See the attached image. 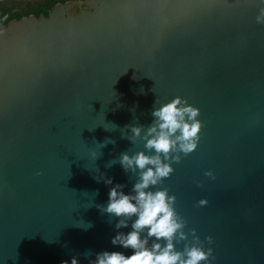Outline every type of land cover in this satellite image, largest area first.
<instances>
[{"label": "water", "instance_id": "95a60500", "mask_svg": "<svg viewBox=\"0 0 264 264\" xmlns=\"http://www.w3.org/2000/svg\"><path fill=\"white\" fill-rule=\"evenodd\" d=\"M261 9L86 0L0 26V264L132 255L111 240L135 216L117 228L123 217L103 208L115 185L135 195L139 170L125 171L121 154L155 155L145 148L152 113L176 98L198 111L196 147L161 154L172 171L147 189L174 198V250L210 252L200 264H264Z\"/></svg>", "mask_w": 264, "mask_h": 264}, {"label": "clouds", "instance_id": "9594fccd", "mask_svg": "<svg viewBox=\"0 0 264 264\" xmlns=\"http://www.w3.org/2000/svg\"><path fill=\"white\" fill-rule=\"evenodd\" d=\"M261 2L264 3V0ZM261 21H264V9L257 16V22ZM182 103L176 98L153 111L156 123L147 130L145 148L154 150L155 155L136 153L129 157L121 154L119 162L125 171L139 170V180L132 189L135 195H126L119 191L121 185H115L109 189L108 203L103 211L123 217L118 221L117 228L126 227V220L135 216L131 223L132 231L117 233L111 240L113 245L130 248L133 252L128 257L118 252H103L97 254L95 264H200L207 260L210 252L205 253L198 247H186L182 253L174 250L173 237L182 228L171 207L174 198L168 196L166 190L147 191L149 186L156 185L172 171L167 163H162L161 154L167 160L170 151L188 154L196 147L200 130V123L196 120L198 111L191 106L180 107ZM132 133L139 136L140 129L134 127ZM105 183L111 184L112 181L107 179ZM144 230L146 237L141 239ZM148 238H154L151 247L147 246ZM179 238L184 239L182 233ZM160 240L165 242L163 246L155 242ZM61 264H77V260L71 257L61 261Z\"/></svg>", "mask_w": 264, "mask_h": 264}, {"label": "trees", "instance_id": "16d2710c", "mask_svg": "<svg viewBox=\"0 0 264 264\" xmlns=\"http://www.w3.org/2000/svg\"><path fill=\"white\" fill-rule=\"evenodd\" d=\"M86 0H0V26L31 15L47 16L57 4Z\"/></svg>", "mask_w": 264, "mask_h": 264}, {"label": "flooded vegetation", "instance_id": "af4514ba", "mask_svg": "<svg viewBox=\"0 0 264 264\" xmlns=\"http://www.w3.org/2000/svg\"><path fill=\"white\" fill-rule=\"evenodd\" d=\"M76 10H78L77 7H76Z\"/></svg>", "mask_w": 264, "mask_h": 264}]
</instances>
